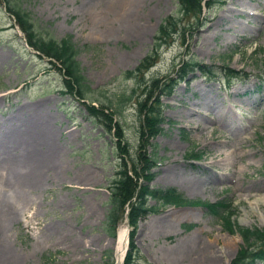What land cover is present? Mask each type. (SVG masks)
Returning a JSON list of instances; mask_svg holds the SVG:
<instances>
[{
	"label": "rangeland",
	"instance_id": "1",
	"mask_svg": "<svg viewBox=\"0 0 264 264\" xmlns=\"http://www.w3.org/2000/svg\"><path fill=\"white\" fill-rule=\"evenodd\" d=\"M20 1L42 38H71L85 85L117 110L114 119L123 127L126 149L135 152L139 142L135 108L143 88L137 77L124 73L134 71L151 51L159 24L176 12L177 0H140L133 17L137 31L124 27L111 38L102 36L105 26L94 27L88 11L91 4L106 5V0ZM223 1L219 7L208 0L211 9L203 7L199 15V22L205 17V23L191 29L183 41L165 47L155 66L141 76L144 81L155 76L170 79L174 66L185 57L221 70L215 78L195 71L162 99V131L152 141L158 176L150 186L174 189L186 200L203 203L225 199L238 227L264 231V82L261 88L257 83L259 77L264 81V54H256L264 52V0ZM193 19L194 14L183 17L188 23ZM12 25L0 0V143L7 140L8 151L20 155L14 151L15 132L28 128L21 127L25 120L41 125L47 119L54 149L43 151L59 169L57 179L50 172L42 185L11 188L6 194L18 216L4 235L0 255L15 253L21 257L18 264H116V236L104 229L108 187L116 167L111 137L76 97L61 92L66 73L39 56L22 33L9 28ZM228 69L240 75L230 89L221 79ZM122 95L134 97L128 101ZM191 153L201 158H192ZM13 175L9 168L6 176ZM148 206L157 211L138 222L132 237L138 253L135 264H210L181 253L179 248L191 243L193 251L200 244L220 250L221 257L212 264H231L244 245L236 231L224 229L221 220L202 206L177 208L153 199ZM122 227H127L125 219L116 235ZM129 247L130 237L127 252Z\"/></svg>",
	"mask_w": 264,
	"mask_h": 264
},
{
	"label": "trees",
	"instance_id": "2",
	"mask_svg": "<svg viewBox=\"0 0 264 264\" xmlns=\"http://www.w3.org/2000/svg\"><path fill=\"white\" fill-rule=\"evenodd\" d=\"M4 2L6 11L14 18L28 45L41 55L59 62L64 69L66 78L61 83V92L65 95H75L79 101H82L93 122L111 137L112 150L116 154V167L108 187V211L104 229L107 235L115 236L119 222L125 219L126 215L131 231L129 234L130 247L123 264H135L136 262L138 253L133 246L132 237L138 222L150 211L147 206L149 199H155L164 206L201 205L209 214L221 220L224 229L227 231L234 230L241 237L244 245L240 247L231 264H264V231L257 228L238 227L231 220L233 215L231 203L225 199L212 204L193 202L184 199L174 189L159 191L149 187L156 175L154 170L158 161L157 147L152 141L161 133L163 122L160 99L171 95L175 85L183 82L189 74L195 71L206 77H216L219 71L214 66H202L193 59L185 57L174 66V75L170 79L168 76L164 78L155 76L144 81L141 76L143 77L145 72L157 61L161 49L174 44L177 40L183 41L191 29L205 23V17L203 21L199 22V15L203 12V0H177L176 12L166 16L160 23L151 51L134 71L124 73L128 78L137 77L138 87L143 88L135 108L139 118V142L135 152L126 149L127 143L123 127L118 120L114 119L117 110L103 104L97 98L96 91L90 90L85 85L84 79L79 73V66L75 61L77 50L72 41L68 38L60 41L42 38L38 33L39 26L32 20L30 14L22 9L20 0H4ZM212 3L217 4L219 1L213 0ZM212 3L204 1V5L208 9H211ZM189 14H194L191 23L183 20V17ZM256 54L263 55L264 52H257ZM50 64L55 67L53 63ZM226 71L228 73L226 75L228 85L236 73L229 69ZM167 80L169 83L164 84ZM121 97L129 101L134 96L122 95ZM94 103L97 107L93 105ZM190 157L200 158L201 156L192 154Z\"/></svg>",
	"mask_w": 264,
	"mask_h": 264
},
{
	"label": "bare ground",
	"instance_id": "3",
	"mask_svg": "<svg viewBox=\"0 0 264 264\" xmlns=\"http://www.w3.org/2000/svg\"><path fill=\"white\" fill-rule=\"evenodd\" d=\"M140 0H106V5L102 2L91 4L88 7L89 13L93 16L94 27L105 26V31H101L102 36L111 38L119 34V30L126 27L130 33L137 31L138 22L135 15V10L138 7ZM137 22V23H136ZM115 27V28H113ZM37 111L40 107L35 106ZM34 110V108H33ZM36 113V111L34 110ZM48 120L44 119L43 124H29L25 120L21 127H28L25 130H17L13 139L18 143L14 151L20 152V155L9 152L7 148V140L0 143V155L3 157L4 164L0 165V245H4V235L9 226L17 221L18 212L10 206L6 200V194L11 188H31L42 185L52 172L55 179L58 177V162L44 148L54 149L51 142L52 131L48 129ZM11 168L13 178L6 176L7 170ZM195 189V185L191 186ZM127 231L124 227L119 228L116 239L114 241L115 263L119 264L122 261L123 254L127 245ZM192 243L182 246L179 249L185 256L198 261L215 263L216 259L220 258L219 251H214L211 246L198 245L197 248L191 250ZM180 250L178 253H180ZM221 252V251H220ZM223 255V252H222ZM21 257L15 253L4 251L0 255L2 264H18Z\"/></svg>",
	"mask_w": 264,
	"mask_h": 264
}]
</instances>
